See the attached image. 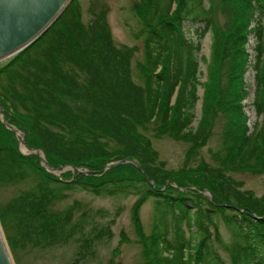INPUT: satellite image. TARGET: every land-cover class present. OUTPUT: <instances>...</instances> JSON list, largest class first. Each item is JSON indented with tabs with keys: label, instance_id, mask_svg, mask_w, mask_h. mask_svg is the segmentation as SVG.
Listing matches in <instances>:
<instances>
[{
	"label": "trees",
	"instance_id": "trees-1",
	"mask_svg": "<svg viewBox=\"0 0 264 264\" xmlns=\"http://www.w3.org/2000/svg\"><path fill=\"white\" fill-rule=\"evenodd\" d=\"M210 4L142 0L135 10L141 21L135 36L146 41L145 58L137 64L142 82L134 77V48L114 43L107 9L95 12L86 23L78 0L0 68L2 111L11 126L26 130V146L42 149L52 169L84 168L74 178L50 173L36 157L19 150L14 133L0 120V182L36 176L32 187L0 208L12 249L65 243L79 232L80 251L73 263L79 264L91 252L92 242L82 229L86 214L76 217L83 203L54 207L68 197V191L78 189L97 196L139 195L132 220L144 264H225L219 246L229 252L232 264H264V195L243 188L232 176L245 170L264 173V0H210ZM223 11L231 14V20L221 25L217 19ZM186 21H191L198 38L204 27L197 24L212 25L214 32L204 115L195 132L189 127L197 100L199 44L187 37ZM252 36L256 40L253 103L262 119L251 130L244 76ZM221 114L226 120L221 147L213 152L216 165L202 161L189 166L208 143ZM151 128L157 138L170 135L191 142L188 159L179 170L161 159L148 135ZM148 199L155 205L149 234L141 220ZM220 220L231 232L230 242L221 234ZM114 222L96 236H113ZM11 228L16 235L9 233Z\"/></svg>",
	"mask_w": 264,
	"mask_h": 264
},
{
	"label": "rangeland",
	"instance_id": "rangeland-1",
	"mask_svg": "<svg viewBox=\"0 0 264 264\" xmlns=\"http://www.w3.org/2000/svg\"><path fill=\"white\" fill-rule=\"evenodd\" d=\"M81 5L82 19L84 22H90L94 17L95 12H99L102 9H107V19L109 26L112 30V36L114 43L117 46L127 45L134 48L133 55V72L134 77L139 82H142L138 78L139 70L138 63L145 58V38L136 37L135 35L141 30V21L136 15V7L141 4L142 0H78ZM210 0H205V6L209 7ZM176 4H174V8ZM231 20V14L228 11L220 12L217 19L221 25ZM206 24H197L195 26L204 27V34L201 37H197L193 34V24L191 21L185 22V32L187 37L194 40L199 44V49L195 53L196 61L198 62L197 70V100L192 108L194 113V119L189 127V130L195 132L200 128V123L204 115V109L206 104L205 91L206 86L209 83V73L211 70V64L214 60V32L213 26H205ZM256 44L255 38L252 36L250 44H248V50L251 54V61L248 64L247 71L245 72V87L247 91V98L244 103L246 104V110L250 117L251 130L255 127V124L262 118L257 115L254 106V100L256 97V81L255 70L253 69V53L254 45ZM15 55L9 56L0 60V68L11 60ZM227 67L224 68V73L227 71ZM222 85H226L225 75L222 81ZM175 99V97H174ZM3 106L0 101V109ZM0 110V113H1ZM3 112H6L3 109ZM0 120L3 122L0 115ZM225 117L221 114L215 121L213 133L209 138L208 143L200 150V153L195 158L189 161V166L195 167L202 161L210 162L213 165V152L221 147V133ZM4 123V122H3ZM15 130H12L6 126L4 127L12 131L14 139H12L18 145L19 150L26 156L36 157L44 165L42 157L46 159V155L42 149L38 148V152H33L28 146H25L22 142H27L26 130L20 127L18 124H13ZM0 130H2L0 128ZM153 129L148 131V135L152 138L154 147L159 151L161 159L167 162V166L171 169L179 170L186 163L187 155L191 147V142L185 140H177L174 137L168 135L162 138H157L153 135ZM109 163V165L116 164ZM52 168V167H51ZM79 168V167H78ZM49 170V169H48ZM84 168L75 169L73 166L64 165L53 170H49L50 173L58 177L74 178L78 172H83ZM232 176L242 182L243 188L252 190L258 196L264 195V173H254L253 171L245 170L232 173ZM36 176L32 175L31 178H26L21 181L13 182H0V208L5 209L9 203L18 197L22 191L32 187L35 184ZM68 197L64 200L57 201L54 207L57 209L65 208L72 204L76 200L83 203V208L78 210L76 217H80L81 213L86 214L88 220L86 225L82 227L83 231L89 234L91 238V252L83 258L79 264H144V258L142 255V245L139 243V237L137 230L132 220V207L139 195L130 194L128 196H97L88 191L73 189L68 191ZM209 194L208 191H205ZM88 212V213H87ZM115 219L114 224L110 225L113 236H104L98 238L97 232L109 225L111 220ZM141 220L143 227L147 234L151 233L153 224L155 221V205L152 199H148L141 208ZM1 222V221H0ZM220 231L226 242L231 240V232L226 226L223 220H220ZM2 225V223H1ZM3 232L8 242L7 231ZM11 235H16V231L9 229ZM80 237L81 233H77L69 241L52 246L45 245H33L29 244L27 247L12 249L9 245L13 260L15 264H73L79 256L80 251ZM220 254L225 261V264H232L231 256L229 252L222 246L218 247ZM190 255H196L195 249L190 251ZM194 264V261H193Z\"/></svg>",
	"mask_w": 264,
	"mask_h": 264
},
{
	"label": "water",
	"instance_id": "water-1",
	"mask_svg": "<svg viewBox=\"0 0 264 264\" xmlns=\"http://www.w3.org/2000/svg\"><path fill=\"white\" fill-rule=\"evenodd\" d=\"M72 1L0 0V60L23 51L39 39L60 18ZM0 115L6 126L16 131L8 123L4 113L1 112ZM22 143L26 146L24 140ZM42 160L47 165L46 159L42 157ZM0 264H15L1 222Z\"/></svg>",
	"mask_w": 264,
	"mask_h": 264
},
{
	"label": "bare ground",
	"instance_id": "bare-ground-1",
	"mask_svg": "<svg viewBox=\"0 0 264 264\" xmlns=\"http://www.w3.org/2000/svg\"><path fill=\"white\" fill-rule=\"evenodd\" d=\"M30 150H32V149H30ZM33 152H35V151H33ZM38 153V152H37ZM47 161V160H46ZM45 166H46V168L47 169H49V170H53L49 165H48V163H47V165L46 164H44ZM70 166H72V165H70ZM74 167V166H73ZM75 168V167H74ZM78 170V169H77Z\"/></svg>",
	"mask_w": 264,
	"mask_h": 264
}]
</instances>
